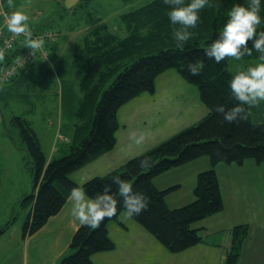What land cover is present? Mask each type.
<instances>
[{
  "label": "trees",
  "instance_id": "16d2710c",
  "mask_svg": "<svg viewBox=\"0 0 264 264\" xmlns=\"http://www.w3.org/2000/svg\"><path fill=\"white\" fill-rule=\"evenodd\" d=\"M2 1L8 15L16 11L10 4ZM248 2L249 0H209L208 5L200 10L201 19L193 30L197 35L186 42L183 48L173 39V27L167 15L174 5L165 4L164 0H152L122 15L121 20L128 25L135 24L137 28L151 24L152 27H149L147 34L131 36L114 49L112 46L103 53L106 59L111 58L108 60L114 63L113 69L98 76L100 63L93 65L86 61L80 80L83 97L77 109L80 120L74 128L68 153L62 157L47 162L30 124L20 117L12 119L19 128L26 152V165L31 172L30 193L18 202L21 207L30 209L22 224L23 238L37 232L51 216L57 214L69 197L72 187L79 186L70 178V174L113 149L120 126L117 117L119 109L142 93L152 94L157 76L173 69L186 82L198 87L200 100L208 110L207 115L195 125L132 157L120 168L88 179L82 186L89 195H95L106 184L111 183L113 176H120L149 198L146 210L129 217L169 253H180L203 242L198 230L192 228L193 223L223 211L222 191L215 166L219 163H235L240 166L249 158H253L258 164L264 161V122H253L248 106L246 118L233 123L224 121L223 115L215 111L217 104H224L227 109L235 103L229 86L231 78L236 74L228 70V59L231 57H226L217 64L203 55L205 48L223 29L228 19V10L236 4L247 6ZM260 15L264 17V3L261 5ZM101 26V31L96 27L84 37L83 42L90 43L87 39L94 38L97 41L109 39V44L112 43L106 25ZM0 27L5 34H11L7 25ZM260 28L264 29V24ZM31 30L33 34L43 33L45 30L57 31L54 41L44 40L50 58L60 37L59 30L47 25ZM24 41V34H19L18 41L13 45L14 49L6 54L9 60L21 53ZM259 55L253 49L250 56L244 57L259 60ZM74 56L84 60L88 52L86 49H78ZM196 59L203 61V69L199 74L193 75L186 65L189 60ZM34 62L43 60L31 61L27 67ZM106 85L107 88L102 90ZM81 120H84L83 123ZM204 155L209 156L211 168L198 174L193 201L178 208H169L165 197L179 186L158 188L153 179ZM145 156L150 157L151 166L141 168L139 160ZM112 190H116V185H112ZM121 212L126 213L118 204L116 215L105 217L96 229L80 225L70 241L67 254L57 264H94L91 260L94 254L113 250L115 243L109 237L107 226L113 223L124 227L120 219ZM13 221L14 218L0 227V234ZM248 231L247 225H238L233 229L226 264L237 262Z\"/></svg>",
  "mask_w": 264,
  "mask_h": 264
},
{
  "label": "rangeland",
  "instance_id": "374dc122",
  "mask_svg": "<svg viewBox=\"0 0 264 264\" xmlns=\"http://www.w3.org/2000/svg\"><path fill=\"white\" fill-rule=\"evenodd\" d=\"M151 1L79 0L73 7L66 8L64 0H4L16 11L27 13L29 20L26 23L30 28L36 29L42 25L55 27L60 37L50 58L48 55L43 62L30 64L26 72H19L11 82L0 83V227L10 218L5 217L3 209L8 205L13 209L16 204L13 200V183L23 187L31 180L25 147L19 128L12 119L20 117L30 124L47 156V162L67 154L74 128L80 120L77 109L83 97L80 80L86 61L93 65L100 63L98 76L113 69L115 65L109 61L111 58L106 59L103 53L131 36L147 34L149 27H152L148 24L136 28L135 24L128 25L122 21L121 16ZM102 24L106 25L112 43L109 44V39L97 41L94 38L87 39L90 43L83 42L84 37L96 27L101 31ZM78 49H86L87 58L81 60L75 57L74 53ZM258 62L251 57H242L240 60L231 57L228 59V70L237 73ZM97 80L98 77L95 83ZM248 107L253 122H264V102ZM207 113V108L200 100L198 87L186 82L175 70H167L157 76L152 94L142 93L119 109L117 116L120 126L116 132L115 146L100 162L92 161L87 170L79 174L93 178L118 169L132 157L195 125ZM141 133L145 135V140L137 145L133 135ZM210 168L209 156L204 155L162 173L153 179V183L166 178L163 184H179L177 190L165 197L169 208H178L193 201L198 174ZM214 169L224 194L222 198L227 205L222 214L214 216L224 222L219 232L201 228L202 220L195 222L192 228L198 230L203 242L172 254L125 212H121L120 219L124 227L118 224L108 226H114L109 237L116 247L96 254L93 261L96 264H222L224 261L223 264H226L232 232L238 225H247L249 231L235 264L264 261V161L258 164L249 158L240 166L219 163ZM80 177L75 176L77 180ZM174 181L176 183H172ZM252 182L256 183L251 189L248 183ZM156 184L159 188L168 186ZM225 190L228 192L226 195ZM19 206L15 205L13 216L21 224L23 216ZM138 233L142 236L135 238ZM207 240L220 249L211 247L208 251L200 246Z\"/></svg>",
  "mask_w": 264,
  "mask_h": 264
},
{
  "label": "clouds",
  "instance_id": "9594fccd",
  "mask_svg": "<svg viewBox=\"0 0 264 264\" xmlns=\"http://www.w3.org/2000/svg\"><path fill=\"white\" fill-rule=\"evenodd\" d=\"M165 4L174 5L168 12V18L173 27V39L178 46L193 39L197 34L200 21V10L208 5L209 0H164ZM264 0H249L248 5L236 4L228 10V19L216 38L205 48L203 55L219 64L226 57L240 60L245 55H251L253 49L260 53L259 61L249 65L246 70L239 71L230 80L231 96L235 103L227 108L224 104H217L215 111L223 115V120L229 123L244 120L247 106H257L264 102V17L260 15ZM8 30L15 34H24L25 46L38 49L45 43L42 37H33V32L26 21L28 15L22 11H13L7 15ZM2 57V52H0ZM20 59V58H18ZM188 71L199 74L203 69L200 59L189 60L186 65ZM134 143L139 145L145 140L141 133L133 135ZM150 157L139 160V167H150ZM116 190H112V185ZM117 196L119 198H117ZM71 215L81 226L96 229L105 217H112L117 213V205L122 206L128 216H136L149 206L147 195L136 189L132 183L120 176H113L111 183L106 184L95 195H89L83 186H73L70 191Z\"/></svg>",
  "mask_w": 264,
  "mask_h": 264
},
{
  "label": "crops",
  "instance_id": "0c3cea01",
  "mask_svg": "<svg viewBox=\"0 0 264 264\" xmlns=\"http://www.w3.org/2000/svg\"><path fill=\"white\" fill-rule=\"evenodd\" d=\"M105 156L106 153L105 155L99 157L95 161L100 162L101 159L104 158ZM45 157L47 158V156ZM95 161H93L92 163H94ZM92 163H89V165L85 166L84 168H81L75 171L74 173H72L75 174L74 178H72V174H70V178L73 181H75L79 186H82V184L90 178L83 177V175H80L79 173L87 170L86 168H88V166H90V164ZM75 176L78 177L81 176V177L79 180H77ZM164 181H166V178L159 179L158 181H156V183L158 184L162 183L161 185H168L169 187L173 185H179V184H170V185L163 184ZM156 183L155 185L157 186ZM172 183H176V182L174 181ZM255 183L256 182L248 183V186H250L252 189ZM168 186H164V187H168ZM226 192L227 190H225V195L228 194V192L227 193ZM29 193H30L29 182L27 183V185L25 183V186L23 185V187H19L17 183H13V195H14L13 200L14 203H16L15 205H19L18 201H20L22 197H24ZM223 195L224 194H222V197ZM71 204L72 202L70 200V195H69L65 204L62 206V208L57 214L51 216L37 232L31 235H27L24 238L22 236V223L26 219L30 209L19 206L21 207L20 212L21 215L23 216V220L20 224L19 221L17 220L18 218L17 217L15 218L13 216L15 214V205L13 206V209L9 207L10 205L4 208L3 214L5 215V217L8 216L10 217L8 221H10L12 217H14V221L11 222V224L2 234H0V264H57L60 258L63 257L65 254H67L70 241L75 231L80 226L79 221L71 215L70 212ZM226 209H227V205L223 200V211L220 213L222 214ZM214 216H218V214H215L213 216L207 217L204 220H202L201 224L203 225L202 226L200 225L201 228L204 227L206 229H209L213 233L219 232L222 229L221 225H223L224 222L222 223L221 219ZM110 224H108V226ZM108 226L107 228L109 233L114 226H111V228ZM139 236H142L141 233H138L135 238ZM210 241L207 240L205 244H202L200 246H204V248L208 251L211 250V247H214L215 250L220 249L216 247L213 243L210 244ZM198 254L199 252L197 253V255ZM95 255L96 254H94L91 257L92 261ZM223 262L224 261H222V264ZM93 263L96 264L95 261H93ZM248 264H264V261H250L248 262Z\"/></svg>",
  "mask_w": 264,
  "mask_h": 264
},
{
  "label": "built area",
  "instance_id": "2783aa9c",
  "mask_svg": "<svg viewBox=\"0 0 264 264\" xmlns=\"http://www.w3.org/2000/svg\"><path fill=\"white\" fill-rule=\"evenodd\" d=\"M7 15L8 11L3 1L0 0V26L7 25ZM18 35L12 32L10 35H7L0 27V52H2V57H0V83H8L19 72L26 71V67L31 61L45 60L49 55V50L44 45L33 50L23 44L21 53L13 56L12 60H9L6 54L12 48L14 49L13 45L18 41ZM33 37H42L44 40L54 41L57 37V31L45 30L43 33L33 34Z\"/></svg>",
  "mask_w": 264,
  "mask_h": 264
},
{
  "label": "water",
  "instance_id": "95a60500",
  "mask_svg": "<svg viewBox=\"0 0 264 264\" xmlns=\"http://www.w3.org/2000/svg\"><path fill=\"white\" fill-rule=\"evenodd\" d=\"M79 0H64V6L66 8L73 7L76 3H78Z\"/></svg>",
  "mask_w": 264,
  "mask_h": 264
}]
</instances>
